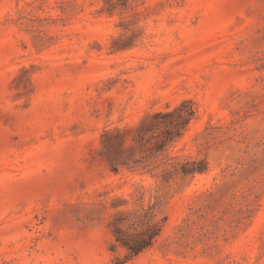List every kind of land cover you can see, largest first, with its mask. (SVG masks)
<instances>
[{
  "label": "rangeland",
  "instance_id": "obj_1",
  "mask_svg": "<svg viewBox=\"0 0 264 264\" xmlns=\"http://www.w3.org/2000/svg\"><path fill=\"white\" fill-rule=\"evenodd\" d=\"M0 264H264V0H0Z\"/></svg>",
  "mask_w": 264,
  "mask_h": 264
},
{
  "label": "trees",
  "instance_id": "obj_2",
  "mask_svg": "<svg viewBox=\"0 0 264 264\" xmlns=\"http://www.w3.org/2000/svg\"><path fill=\"white\" fill-rule=\"evenodd\" d=\"M183 105L181 104V106L171 112L153 115V119L175 117L177 121L175 124H167L163 130L157 124L150 125L146 131H142L139 134L138 143L144 145L149 144L151 140H155V145L159 146L157 151H162L168 142H171L176 137H180L194 117V112L191 109L188 110L187 114L182 113ZM157 130L159 133L154 135V132ZM148 133L150 134L149 137H147ZM166 134L167 137L164 136ZM205 171L206 168L202 164L196 168L190 164H185L181 167V174L184 176L194 175L196 172L204 173ZM165 176L166 173L164 171L163 179L166 182ZM155 210L156 205L154 204L148 207L140 206L138 210L132 213L117 212L114 215L109 227L114 242L127 251L128 258L136 257L152 248L160 236L163 226L160 222L155 221Z\"/></svg>",
  "mask_w": 264,
  "mask_h": 264
}]
</instances>
